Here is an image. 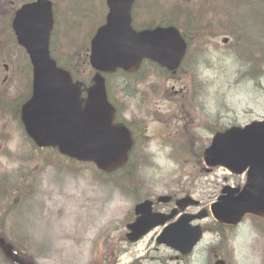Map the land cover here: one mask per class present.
I'll list each match as a JSON object with an SVG mask.
<instances>
[{"label":"rangeland","instance_id":"1","mask_svg":"<svg viewBox=\"0 0 264 264\" xmlns=\"http://www.w3.org/2000/svg\"><path fill=\"white\" fill-rule=\"evenodd\" d=\"M54 1L63 13L66 3L65 36L55 38L64 67L69 71L67 66L76 64L77 72L87 73L89 40L104 22L105 0ZM175 21L189 40L179 77L144 66L110 78L119 123H132L139 134L129 166L115 175L55 149L36 148L8 109L17 88L24 87V81L13 79L4 108L0 105V237L25 259L35 264H212L223 257L226 264H264V219L251 215L230 228L210 213L194 221L202 226L203 238L180 260L170 248L156 245L161 227L136 243L125 239L134 206L143 199L192 196L199 203L187 212L196 214L209 211L224 186L242 187L244 177L207 166L202 154L214 133L264 120V0H137V26ZM9 30L10 23L1 19L0 88L4 63H27L25 53L8 44ZM173 206L161 203L155 209ZM0 264L13 263L0 251Z\"/></svg>","mask_w":264,"mask_h":264},{"label":"water","instance_id":"2","mask_svg":"<svg viewBox=\"0 0 264 264\" xmlns=\"http://www.w3.org/2000/svg\"><path fill=\"white\" fill-rule=\"evenodd\" d=\"M134 0H106L105 23L92 37L89 61L99 73L117 69L135 71L143 59H150L168 70L180 65L186 42L174 26L132 28L131 9ZM53 24L51 2L36 0L24 5L13 20L18 42L27 51L33 65L32 95L23 104L20 118L29 138L38 147H54L70 158L94 162L104 172L123 166L132 147L126 126L113 124V106L107 98L104 82L87 91L81 100V88L70 73L56 67L49 52V32ZM206 165L221 166L232 173L247 171L242 189L225 186L211 205L216 221L237 225L246 214L264 217V120L243 127H231L216 133L202 154ZM237 193V195H234ZM170 196H159L156 202H168ZM177 207L196 205L189 197L179 199ZM153 201L145 199L134 206L135 220L127 224L126 239L133 243L156 226H164L156 242L165 244L181 255H189L202 238L200 225L191 222L207 216L154 212ZM170 221V222H169ZM169 222V223H167ZM5 256L22 264L12 254V245L0 237ZM213 264H225L217 259Z\"/></svg>","mask_w":264,"mask_h":264},{"label":"flooded vegetation","instance_id":"3","mask_svg":"<svg viewBox=\"0 0 264 264\" xmlns=\"http://www.w3.org/2000/svg\"><path fill=\"white\" fill-rule=\"evenodd\" d=\"M49 1L51 2V9H52V14H53V25L51 26L50 32H49V38H50L49 51H50V56H51L52 60L55 62L56 66L58 68L65 69V67H64L65 66V61H64L65 58L62 57L64 54H62L61 51H59L58 47L55 46V38L58 35L63 36L65 34L64 33L65 29H67V24L66 25L63 24L64 19H65V12L67 14V11L65 10L66 3H65L64 8H63L64 9V13H63V10H61V8L59 7L60 5L58 6L54 0H49ZM33 2H35V0H0V20L2 19L4 21H6V19H7V22L10 23V30L8 32H6V33H10L12 38L9 37L10 39L8 40V44H11V46L15 45L18 48V50L23 51L25 53L26 57H27V63H25V64H21V63L14 64L13 62H10L9 64L8 63H4L2 65V71H3L2 83H3V85L0 88V105H1L2 108H4L5 104L2 105V103L5 101V99L7 98V95L9 94V92L11 90L10 85L12 84L13 79L14 78H18L20 81H24L23 89H21L22 86L17 88L18 89V93L15 95L14 100L10 103V104H12V106H8V109H11L14 112L13 116L20 123L21 127H22V123L20 121V111H21L22 105L26 101H28L30 96H31L30 93H31V88H32V69H33V66L30 63V60H29V57L27 55L26 50L18 43L17 35L14 32V30H13L12 23H13L14 18L17 15V12L19 11V9L23 5L30 4V3H33ZM180 18H181V16H180ZM175 19H176V17H175ZM174 23H175L176 27L180 30L182 36L184 37V39H185V41L187 43L186 54H185V56L183 58V61H182L181 65H180L181 68H179L176 72H173V74L171 73L172 76L179 77L181 70L185 67V63H186L185 61H186L187 56H188L189 40L185 36L184 31H182L181 26L179 28V25L177 24L178 21H175ZM92 35H93V33H92ZM92 35H91V37H92ZM91 37H90V40H91ZM3 38H4V36H0V40L1 41L3 40ZM225 39L228 40V38L225 37L223 39V41ZM90 40H89V48H90ZM239 40H240V38H239ZM236 41H238V40L236 39ZM237 45H239V44H237ZM5 47L8 48L7 51L9 52L10 48L7 45ZM2 50H4V46H3ZM12 53L13 52H10V53H7V54L10 56V54H12ZM14 59L15 58L12 57V60H14ZM75 65L76 64H74V67H75ZM144 66H153L156 71H160L161 69L163 70V68H161L158 65L152 63L150 60H144V62L140 65L138 70L133 72V73H130V74L137 73L142 68H144ZM157 75H159V74H157ZM161 82H162V86L164 87L163 81H161ZM5 84H7V85H5ZM152 91H155V90H152ZM175 93H178V91L175 92ZM3 98H4V100H3ZM112 104H113V107H114V112L113 113H114V116H115V114H118V106H117V103L114 102V101H112ZM131 122H133V121H131ZM124 125L127 126L126 124H124ZM131 125H132V123H131ZM127 127L130 129L129 125ZM130 133H131V137H134V132L131 129H130ZM134 139H135V137H134ZM243 177L246 180V173L243 175ZM228 187H230V188H238V189L241 188V186L235 187L234 184L233 185H228ZM220 195H224L222 191H221ZM234 195H237V193H235ZM171 197L172 198H171L170 202L171 203L173 202L175 204L176 201H177V198H174L173 196H171ZM159 204H161V203L154 204L153 209L155 211H160L157 208L155 209V207L157 205H159ZM172 208H169V210L166 209V211H163V212L168 213ZM161 230H162V228H161ZM156 245H163V244H158L156 242ZM13 254H15V256L18 258V260H20L22 262V264H35L34 262L29 261V260L25 259L23 256H21V254L17 251V249L15 247H14V250H13ZM174 257H175V259L180 260L181 255L178 252H176V256H174ZM10 261L13 264H21L20 262L15 261L13 259H10Z\"/></svg>","mask_w":264,"mask_h":264},{"label":"trees","instance_id":"4","mask_svg":"<svg viewBox=\"0 0 264 264\" xmlns=\"http://www.w3.org/2000/svg\"><path fill=\"white\" fill-rule=\"evenodd\" d=\"M153 26H156V24L150 23V24H148L147 27H153ZM70 66H67V68L69 69L70 73L72 74L74 81L78 82L82 86L83 97H85L86 94H85L84 91H85V89L89 88L90 86H92L96 82L97 73L92 68H90V70L87 73H85V72H80L79 73V72H77V70H75V67L73 68V67H70ZM156 73H158L159 75L160 74H165V75H170L171 76V72H169L167 70H164V69L163 70L161 69L160 71H156ZM117 74H121V75H126L127 76L130 73H127V72H125L123 70H118V71H116V72H114L112 74L104 75V80H105V85H106V89H107L108 98H109V100L111 102L113 101V94H112L113 90H112V84H111L110 78L115 76V75H117ZM118 114H119V112H118ZM118 114H115V116H114L115 122H119V120H120V119H118ZM126 123H127V125H129L130 129L137 135V137H135V141H137L139 139L138 131L135 129V127H132V125L129 122H126ZM213 131L215 132L216 130L213 129ZM137 145H138L137 142H135V144L133 145L132 150L130 151L128 162L120 170H123V169H125V168H127L129 166L130 160L132 159L133 154L137 150L136 149ZM120 170H118V171H120ZM106 175H113V174H106Z\"/></svg>","mask_w":264,"mask_h":264}]
</instances>
